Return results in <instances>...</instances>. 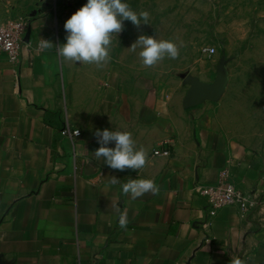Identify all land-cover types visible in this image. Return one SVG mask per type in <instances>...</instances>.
Returning <instances> with one entry per match:
<instances>
[{"label":"crops","instance_id":"1","mask_svg":"<svg viewBox=\"0 0 264 264\" xmlns=\"http://www.w3.org/2000/svg\"><path fill=\"white\" fill-rule=\"evenodd\" d=\"M28 22L17 63L0 57V264H264V211L211 217L196 192L228 170L264 201V143L233 141L208 108L185 109V96L171 106L132 99L118 65L98 75L40 49ZM97 129L131 132L146 166L119 171L96 160ZM135 178L154 180L159 193L123 195ZM114 203L127 211L126 230Z\"/></svg>","mask_w":264,"mask_h":264},{"label":"rangeland","instance_id":"2","mask_svg":"<svg viewBox=\"0 0 264 264\" xmlns=\"http://www.w3.org/2000/svg\"><path fill=\"white\" fill-rule=\"evenodd\" d=\"M124 2L137 14L149 13L148 24L142 21L139 28L124 21L123 31L113 37L111 59L107 63L110 68L114 64L119 66L124 89L132 99L140 102L165 99L171 106L195 83L213 87L220 81L218 96L202 101L197 107H206L214 113L233 141L261 146L264 143V0ZM86 3L87 0L0 2L3 16L0 27L15 20L31 21L35 37L51 41L55 47L66 43L64 24ZM140 35L182 44L179 57L165 58L154 67L143 66L140 49H129ZM205 47H215V54L204 55ZM82 66L96 70L98 75L105 67Z\"/></svg>","mask_w":264,"mask_h":264},{"label":"clouds","instance_id":"3","mask_svg":"<svg viewBox=\"0 0 264 264\" xmlns=\"http://www.w3.org/2000/svg\"><path fill=\"white\" fill-rule=\"evenodd\" d=\"M149 13L135 12L124 0H87V3L78 9L66 20L64 29L67 32L66 43L55 46L58 55L66 61L81 65L94 64L102 68L111 59V47L113 37H117L124 29V21H130L136 27L148 24ZM40 48L47 50L54 45L51 41L40 39ZM170 39H157L153 36L140 35L129 49L139 51V58L145 67H154L165 58L177 59L180 47ZM78 134V133H75ZM100 147L94 152L96 160L104 159L105 164L114 170L125 169L141 170L149 159V153L140 147L137 149L136 142L129 131L99 130L95 132ZM111 142L115 147H108ZM90 162V161H89ZM88 162V163H89ZM110 183H120L115 176L111 177ZM122 194L136 200L151 193L157 195L159 187L152 179L135 178L129 179L122 184ZM113 207L119 214V226L127 229V211L121 210L118 203ZM230 264H243L240 258H232Z\"/></svg>","mask_w":264,"mask_h":264},{"label":"built area","instance_id":"4","mask_svg":"<svg viewBox=\"0 0 264 264\" xmlns=\"http://www.w3.org/2000/svg\"><path fill=\"white\" fill-rule=\"evenodd\" d=\"M30 26L28 21L21 19L10 21L0 27V57L7 58L13 64L17 63L22 48L30 43L31 35L29 41H25ZM215 52V47H205L203 50V54L207 57H212ZM73 134L75 137L80 136L79 131H74ZM154 154L167 157L170 155V151L157 150ZM228 179L229 172L224 170L220 174L218 183L197 189L198 195L206 201V211L209 216L214 217L218 211L229 207L236 208L242 218L258 211H264V201L261 199L258 190L242 191ZM207 226L206 222L204 227Z\"/></svg>","mask_w":264,"mask_h":264},{"label":"water","instance_id":"5","mask_svg":"<svg viewBox=\"0 0 264 264\" xmlns=\"http://www.w3.org/2000/svg\"><path fill=\"white\" fill-rule=\"evenodd\" d=\"M32 27H29L25 41L28 42L31 35ZM220 91V81H217L213 87H206L202 84L195 83L187 92L183 99V107L190 109L197 107L202 101L214 100Z\"/></svg>","mask_w":264,"mask_h":264}]
</instances>
